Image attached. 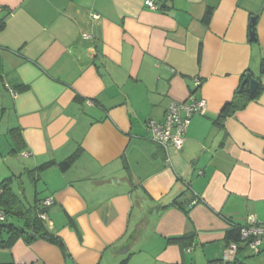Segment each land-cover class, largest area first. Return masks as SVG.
<instances>
[{
  "label": "crops",
  "instance_id": "obj_1",
  "mask_svg": "<svg viewBox=\"0 0 264 264\" xmlns=\"http://www.w3.org/2000/svg\"><path fill=\"white\" fill-rule=\"evenodd\" d=\"M144 1L0 0V181L51 200L35 236L0 230V264H232L230 228L264 223V0ZM248 73L260 95L219 125ZM190 97L167 154L145 121Z\"/></svg>",
  "mask_w": 264,
  "mask_h": 264
},
{
  "label": "built area",
  "instance_id": "obj_2",
  "mask_svg": "<svg viewBox=\"0 0 264 264\" xmlns=\"http://www.w3.org/2000/svg\"><path fill=\"white\" fill-rule=\"evenodd\" d=\"M145 5L150 9H157L158 5L154 0H145ZM97 17L96 14L93 15ZM198 86L200 80L196 79ZM206 110V101L203 98L190 97L185 101H172L167 106L164 117L161 121L148 118L145 121L146 130L150 139L160 145L165 153H169L170 148L179 149L184 141L186 129L190 119L195 114H203ZM50 199H44L42 204L49 205ZM41 219L46 218V213L39 214ZM5 220V212L0 207V222ZM242 243L251 255H256L264 250V223L258 222L252 215L247 217V221L239 228V240L229 241L224 251V258L234 259L241 248Z\"/></svg>",
  "mask_w": 264,
  "mask_h": 264
},
{
  "label": "trees",
  "instance_id": "obj_3",
  "mask_svg": "<svg viewBox=\"0 0 264 264\" xmlns=\"http://www.w3.org/2000/svg\"><path fill=\"white\" fill-rule=\"evenodd\" d=\"M163 6H161L162 8ZM211 11H207V17L210 16ZM253 28L254 30V25L252 26L250 24V30ZM260 71H264V59L261 64ZM245 77H242V80ZM242 82V81H241ZM248 84H246L247 86ZM241 92H238V89L236 90V93L234 94L233 99L225 103L222 109L220 110L218 116L215 119V122L218 123L219 125L222 124V121L228 117L231 116L236 110H239L245 106V104L253 99L258 98L261 92V87L258 85L256 90L252 95L249 94L248 89L246 88ZM263 153H264V147H263ZM53 161H48L45 163L40 164L36 168L39 170H44L48 168ZM70 164V158L66 159L61 163L62 167H65ZM14 177H9L5 178L0 181V207L2 210L5 212V220L0 222V230H7L8 232H11L10 236H17L19 234H22L23 232L26 233L27 228L25 226L26 223L31 221V226L34 232L36 233L37 231H40L43 229V219L39 217V214L42 212L46 213L45 206L42 204H36V205H31V206H25L20 197L13 191L11 187V182L13 181ZM173 203L175 205H178L186 215H188L189 208L190 207H182L179 203H177L176 200H173ZM11 215H15L16 217L23 218L25 219L24 224H18V223H13V222H8V217ZM241 225H233L230 230L227 232V238L228 242L229 241H238L239 240V228ZM27 234V233H26ZM29 235V234H27ZM40 236H44L49 238L50 240H53V237L47 232L43 231L40 233ZM192 240V235H182L179 237L175 238H170L168 242L170 243H183L184 245H188L190 241ZM232 264H246L243 260H238L236 257L232 261Z\"/></svg>",
  "mask_w": 264,
  "mask_h": 264
},
{
  "label": "rangeland",
  "instance_id": "obj_4",
  "mask_svg": "<svg viewBox=\"0 0 264 264\" xmlns=\"http://www.w3.org/2000/svg\"><path fill=\"white\" fill-rule=\"evenodd\" d=\"M13 190L20 196L22 203L25 206H29L33 204L34 197V184L33 182L30 184L26 176L22 177L21 183L17 182V180L13 181ZM19 185V187H17ZM25 219L16 217L15 215H11L8 217V222L24 224ZM248 251V250H247ZM254 256H249L246 259H251Z\"/></svg>",
  "mask_w": 264,
  "mask_h": 264
},
{
  "label": "water",
  "instance_id": "obj_5",
  "mask_svg": "<svg viewBox=\"0 0 264 264\" xmlns=\"http://www.w3.org/2000/svg\"><path fill=\"white\" fill-rule=\"evenodd\" d=\"M255 22V17H251V25L253 26ZM250 35V40H254L255 36H254V30L253 28L250 30L249 32ZM246 84H248V91L249 94L252 95L254 93V91L256 90L257 86H258V81L253 78L249 73L246 74V77L242 80V82L240 83L238 92H241L245 89ZM27 234H32V236H35L36 233L34 232V230H30V231H26Z\"/></svg>",
  "mask_w": 264,
  "mask_h": 264
}]
</instances>
